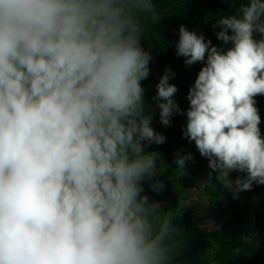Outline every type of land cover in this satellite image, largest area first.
<instances>
[{"label": "clouds", "instance_id": "9594fccd", "mask_svg": "<svg viewBox=\"0 0 264 264\" xmlns=\"http://www.w3.org/2000/svg\"><path fill=\"white\" fill-rule=\"evenodd\" d=\"M160 19L153 0H0V264H174L173 213L144 188L165 187L157 109L164 127L186 117L205 184L264 185V0L216 20L222 45L179 26L176 56L202 65L183 110L167 67L145 99L141 40Z\"/></svg>", "mask_w": 264, "mask_h": 264}, {"label": "trees", "instance_id": "16d2710c", "mask_svg": "<svg viewBox=\"0 0 264 264\" xmlns=\"http://www.w3.org/2000/svg\"><path fill=\"white\" fill-rule=\"evenodd\" d=\"M157 13L160 15V22L145 24L146 34L142 37V45L146 50H150L152 61L150 63L151 73L149 77L142 82L146 89V95H155L149 89L155 88L159 78L164 74V69L170 68L175 72V77L170 80V83L175 84L178 92L174 99L179 104L180 108L187 109L188 101L186 95L189 87L194 83V80L201 68V64L186 66L184 58L176 56L175 43L178 40V29L180 25L186 26L189 30H195L199 34H203L206 39H211L214 45H222V42L217 40L215 32L220 29L217 27L215 31L212 25L221 16L235 14L242 0H153ZM224 47H227L226 45ZM257 106L261 120L264 122V96H258ZM186 122V117L176 114V118L168 127H164L160 122H154L153 128L166 136V140L177 143L180 147L186 149L187 152L194 154V162H199L202 158L197 152L193 143H189L182 136V128ZM238 173L233 174V179ZM165 176L162 177V182L165 187L161 191L163 201H160L164 211H173L178 205L177 192L172 182H167ZM251 191H264V185H253ZM173 224L176 226L175 219ZM244 223L240 220H234L232 224L231 235H227L225 241V249L217 255L216 259L221 264H264V227H261L259 234L251 236L249 243L244 244L238 235ZM237 235V238H235ZM249 234H247V237ZM230 249H238L240 254L229 253ZM177 250V249H176ZM174 264H186L183 256L177 250L174 257Z\"/></svg>", "mask_w": 264, "mask_h": 264}, {"label": "rangeland", "instance_id": "374dc122", "mask_svg": "<svg viewBox=\"0 0 264 264\" xmlns=\"http://www.w3.org/2000/svg\"><path fill=\"white\" fill-rule=\"evenodd\" d=\"M149 91L153 94L156 88L151 87ZM152 96L154 94L145 96L147 103H153ZM175 118L176 114L171 124ZM154 122H159L158 109L152 126ZM260 128L264 134V122L260 124ZM147 151H158L161 154L157 161L156 178L162 181L165 176L166 183L172 182L177 192L178 205L172 211L179 230V234L175 236V245L186 264H221L216 257L225 249V241L227 235H231L234 220L245 224L242 227L245 230H241L242 233L238 235L244 244L252 241L250 237L259 234L261 227H264V191H245L234 199L232 193L214 178L211 184H205L209 169L204 158L199 162H186L184 171L177 169L174 163L176 153L185 155L188 152L170 140L162 145L153 144ZM148 183H144V188L150 199L163 201L162 192L159 195L152 192ZM235 238L238 240L237 235ZM230 252L240 254L238 249H230Z\"/></svg>", "mask_w": 264, "mask_h": 264}]
</instances>
